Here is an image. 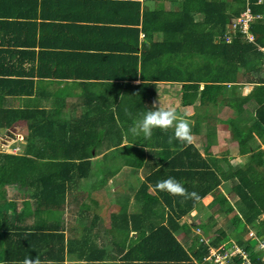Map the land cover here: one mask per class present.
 <instances>
[{"label":"crops","instance_id":"0c3cea01","mask_svg":"<svg viewBox=\"0 0 264 264\" xmlns=\"http://www.w3.org/2000/svg\"><path fill=\"white\" fill-rule=\"evenodd\" d=\"M134 1L141 3L139 24L133 22L135 18L127 8ZM178 5V1L172 0H0V120L5 121L7 117L12 120L11 125L0 127V152L21 154L17 149L23 148L25 141L26 150L30 125L36 121L43 122L49 133H76V138L93 129L91 144L96 142L91 150L95 156L90 173L77 179L72 188V182L69 183L65 202L60 207H49L46 201L44 206H39V198L33 193L31 184L22 189L19 184L8 185L10 181L1 187L5 191L0 194V264H22L26 256L34 260L42 253L45 257L44 260L39 258L40 264H49V246L46 242L45 248L40 246L37 235L48 233L52 222L60 226L59 234H64V240L58 235L49 236V241L53 245L52 240H56V249L64 242L65 264L86 263L77 252L85 235L89 237V244L107 245L108 250L114 248L113 241L124 237V233L114 226L113 216L126 212L132 217L143 210V202L137 195L153 167L147 165L146 160L141 164L133 163L135 160L125 155L123 147L139 146L148 158L153 147L144 145L142 134L132 137L129 129L153 104L158 107L163 103L164 106L160 107L173 108L177 119L187 121L191 139L183 140L186 146H194L204 157L212 155L222 162L223 157L229 156L228 153L220 156L214 151L229 138L226 134L232 133L229 120L238 117L228 98L220 97L217 102H209V113L203 112L198 108L199 102L183 103L182 81L161 82L155 97H138L145 70L142 55L143 41L147 39L143 28L144 11L177 9ZM228 27L230 29V23ZM165 37V32L158 30L153 31L151 39L147 40L150 43L165 40ZM220 38L218 36L216 41ZM136 41L138 49H134ZM174 57L175 66L182 56ZM162 59L161 66L165 67ZM135 71H138L136 77L133 76ZM246 85L251 88L245 92L246 86H240L243 95L254 87V83L246 82ZM204 86L205 82H202L200 87ZM44 108L47 112L39 116L38 109ZM12 110L14 112L10 113ZM101 130L105 134L98 133ZM160 130L152 132L172 133L174 125ZM20 133H27L23 142ZM158 142L157 151H166L169 146L171 150L175 149L173 142L165 144L159 139ZM205 144H210L208 150H204ZM89 146L83 148L79 143L77 149ZM127 151L130 155L131 150ZM236 151L230 154L239 160L238 164L242 160L239 156L246 157L247 161V155L236 154ZM118 154L123 159H119V164L112 163L116 157L120 158ZM4 166L5 163L0 161L3 171ZM1 177L4 173L0 174ZM108 184L116 189L109 201H103V189ZM85 187L89 188L87 192ZM209 196L212 195H207L200 204L208 207L211 199L207 204L204 202ZM117 203L120 204L119 210L116 209ZM103 204H106L105 216L100 213ZM169 211L170 208L163 203L157 212H153L152 218H156L159 212L167 217ZM200 212L195 210L178 218L180 227L175 234L187 247L194 234L199 233L197 224L206 221L204 214L200 220L196 219L195 214ZM104 218L106 222L109 219L108 224L103 223ZM219 219L221 221V217ZM144 221L145 218L140 222L142 227L148 223ZM130 224V227L134 225ZM183 224H193L192 231L183 232ZM42 226H45L44 230H41ZM88 227H92L91 231L87 230ZM113 228L120 233L119 236L111 232ZM135 229L138 228L130 230L129 240L139 234ZM250 232L247 238H250ZM257 244L258 241L254 246ZM107 258L97 263L107 264L104 263L108 262ZM109 259L111 261L112 257Z\"/></svg>","mask_w":264,"mask_h":264},{"label":"trees","instance_id":"16d2710c","mask_svg":"<svg viewBox=\"0 0 264 264\" xmlns=\"http://www.w3.org/2000/svg\"><path fill=\"white\" fill-rule=\"evenodd\" d=\"M172 1L179 2L177 9L144 11L143 28L147 39H151L153 31L158 30L164 31L166 37L162 41H143L145 70L138 97H155L161 82L182 81L183 103L199 102L198 108L203 112L209 113V102H217L222 96L228 98L229 105L238 114L237 118L229 120L231 138L238 143L236 152L247 155L248 159L243 165L233 166L231 155L223 157V162L212 155L204 157L197 148L186 146V142L177 139L172 140L175 149L171 150L169 146L166 151H157L158 139L169 143L172 130V133L152 132L150 138L142 137L144 145L153 147L148 158L139 146L123 147L126 149L125 155L135 160L133 163L141 164L146 160V164L153 167L137 195L143 202V210L132 217L126 212L113 216L114 226L124 233V237H117L111 250H108L107 245L89 244V237L85 235L77 252L85 264H98L105 257H112L111 261L107 258L108 262H104L107 264H218L209 258L212 248H229L232 245L230 239L233 238L250 251L256 264H264L260 258L263 252H255L251 248V238H247L251 230H255L260 237L264 236V149L260 146L264 142V52L259 49V46L264 45V0ZM247 7L251 8L254 15L262 16L255 17L251 22L255 42L245 38L238 30L231 33L228 27ZM127 8L135 18L133 22L139 24L141 3L134 1ZM227 35H233L231 41H226ZM218 36L221 38L216 41ZM133 44L134 49L139 48L138 41ZM179 55L182 56L180 62L174 66V56ZM162 58L165 67L161 66ZM240 68L243 70V81L240 80ZM137 75L138 71H135L133 76ZM202 82H205L203 88L200 87ZM242 82L254 83L250 93H240L243 84L238 83ZM245 104H248L247 108ZM45 112V108L38 109L39 116ZM9 119L0 120V127L11 125L12 120ZM30 128L27 136L29 147L24 153L0 152V161L5 163L4 171L0 167V174L4 173V177L0 178V194L5 191L1 187L7 186L10 181L8 185L19 184L22 189L31 184L33 193L41 201L39 206H44L46 201L49 207L55 209L65 202L69 183L72 182V188L77 179L90 173L95 156L91 150L96 143L91 144L93 129L76 138V133H49L43 122L36 121ZM153 131L161 130L154 128ZM98 133L105 134L103 130ZM251 135H256L258 140L255 141ZM207 141L210 142L209 139ZM79 143L83 144V148L90 146L77 149ZM128 149L131 150L130 155ZM120 155L112 163L119 164ZM169 177L177 180L185 191L173 193L157 186L159 181ZM226 180L232 181L230 191L236 195L235 205L229 202L226 194L219 192V187ZM207 195L217 198L209 206L216 208L215 212H219L221 221L215 220L213 214L205 215L206 221L197 224L199 233L194 234L187 247L175 234L180 227L178 218L194 212ZM163 203L170 208L168 216L159 212L156 218H152L153 212H157ZM143 218L148 222L144 224L143 227L147 225L145 228L140 225ZM130 223L134 225L130 227ZM50 225L48 233L42 231L44 235H37L40 237V246L44 247L45 242L49 246V264H65L64 242L56 249V240H52L53 245L49 241V236L58 235L64 240V234H59L60 226L55 222ZM192 225L183 224L181 229L189 233L193 229ZM134 227L138 228L135 230L139 234L129 240L130 230ZM44 228L42 226L41 230ZM91 229L87 228L89 231ZM43 254L39 256L41 260H44Z\"/></svg>","mask_w":264,"mask_h":264},{"label":"clouds","instance_id":"9594fccd","mask_svg":"<svg viewBox=\"0 0 264 264\" xmlns=\"http://www.w3.org/2000/svg\"><path fill=\"white\" fill-rule=\"evenodd\" d=\"M237 18L231 22L230 30L231 33L238 30V28L234 27L233 24L236 22ZM239 31V30H238ZM233 35H229L226 40L231 39ZM174 125L173 135L169 137V142L171 143L173 139L177 140H190V129L187 121L177 119V113L173 108H163L160 106H156L153 104V107L148 111H145L141 114L140 118L135 120L134 124L130 127L129 131L133 135H143L145 138H150L152 135V131L154 128H159L162 130L168 129L170 126ZM158 187L165 189L169 192L173 193H183L185 190L180 185V183L172 177H169L166 180L159 181ZM191 195H195L192 193ZM257 241L264 240L263 237H259L257 233L254 236ZM253 238V237H252ZM260 247V243H258ZM260 251L263 252L262 257H264V250L260 248ZM255 251V252H260ZM22 264H40L39 256H37L34 260L30 256H26L23 259Z\"/></svg>","mask_w":264,"mask_h":264},{"label":"rangeland","instance_id":"374dc122","mask_svg":"<svg viewBox=\"0 0 264 264\" xmlns=\"http://www.w3.org/2000/svg\"><path fill=\"white\" fill-rule=\"evenodd\" d=\"M242 68H240V80H242V79H244L243 78V74H242ZM243 81V80H242ZM238 84H241V83H238ZM230 85V84H229ZM246 86L245 88H244V91L245 92H249V89L251 88V87H249V85H246V83H243V86ZM221 98H223V96L221 97ZM160 106H164L163 105V103L162 104H160ZM67 108H68V106H67ZM116 122L119 124V125H121V121H120V119H117L116 120ZM240 124H243V123H240ZM20 135H23L21 138H22V140H21V142H23V141H25L26 139H25V137L24 136H26L27 135V133L25 134V133H20ZM130 135L132 136V137H134V136H136V135H133L132 133H130ZM229 138H226V140H225V142H224V146L223 145H219V147H217V149H215L214 151H216V153L218 154V155H220V156H224L226 153H228L229 155H231V157H232V154L233 153H231L230 154V152L231 151H233V150H238V143L236 142V141H234L232 138H231V133H227L226 134ZM252 137H253V139H255V141L256 140H258V138L256 137V135H251ZM24 137V138H23ZM197 141L199 142L200 140L199 139H197ZM26 141H25V143H23L25 146H26ZM36 144H38V143H35L34 145H36ZM25 146H23V148H21V149H17L18 151H20L21 153H22V150L23 151H25ZM209 146H210V144H205V145H203V148H204V150H208L209 149ZM223 146V147H222ZM261 148H263L264 149V142H261ZM222 147V148H221ZM203 150V151H204ZM228 150H229V152H228ZM236 154H237V152H236ZM239 154V153H238ZM241 159V163L242 164H244V162L246 161L245 159H246V157H241V156H239ZM234 158V156L232 157V159H231V164L233 165V166H235V165H242L241 163L240 164H238V161L239 160H237V159H233ZM221 165H223V163H221ZM227 167H228V165H226ZM224 167V166H223ZM231 186H232V181H230V180H226V181H223V183L221 184V186L219 187V192H222V193H224V194H226V196H228V198L230 199L229 200V202H231L232 204H234L235 205V200H236V195L233 193V192H231L230 190H231ZM115 189H116V186H113L112 184H108L107 186H105L104 187V189H103V193H102V195H103V201H104V199L106 200H108L111 196H112V194L115 192ZM89 190V188L88 187H85L84 188V191H88ZM26 192V194L27 193H29V191H25ZM219 192H217V194L219 195V194H221V193H219ZM84 194H85V192H84ZM97 195H98V197H100L101 198V196L97 193ZM23 197H24V195H23ZM26 197V196H25ZM24 197V198H25ZM211 199V201L210 202H216L217 201V198H214V196L212 195L211 197L209 196V197H207L206 199H205V202H204V204L206 203H208L209 202V200ZM113 200V199H112ZM111 200V201H112ZM109 201V200H108ZM38 203H41V201H38ZM117 210H119L120 209V204L119 203H117ZM105 210H106V204H103L101 207H100V213L103 215V216H105L106 215V212H105ZM215 210H216V208L214 207H210V206H208V207H206V206H203L202 204H200L197 208H196V211L198 212H200V214L198 213V214H195V216H196V219L198 218V220H200V218H201V215L202 214H204V215H207V214H213L214 215V217H215V220H219V212H215ZM234 213H236V210L234 211ZM234 213H232V214H234ZM231 214V215H232ZM263 216H264V214H263ZM215 220H213V223H216L215 222ZM102 221H103V223L104 224H108V222H109V219L107 220V222L105 221V218L104 219H102ZM205 221V220H204ZM219 222H220V220H219ZM221 226H222V224H220ZM109 227V226H108ZM112 233H116L115 235L116 236H119V232L118 231H116L114 228H113V230L111 231ZM251 248L252 249H254V250H256V251H260V247H259V245L257 244L256 246H251ZM261 252V251H260ZM71 264H73V263H71Z\"/></svg>","mask_w":264,"mask_h":264},{"label":"built area","instance_id":"2783aa9c","mask_svg":"<svg viewBox=\"0 0 264 264\" xmlns=\"http://www.w3.org/2000/svg\"><path fill=\"white\" fill-rule=\"evenodd\" d=\"M255 17L261 18L262 16L260 14L254 15L251 8L247 7L233 24V26L238 28L245 38L254 42L256 41V37L253 32H251V22ZM259 49L264 52V45L259 46ZM254 236L255 232L251 231L250 238ZM258 243H260V248L264 250V240L262 239ZM209 258H213L214 262L218 264H256L251 257L250 251L246 250L233 240L232 245L229 248L224 246L221 248H212ZM261 260L264 262V257H262Z\"/></svg>","mask_w":264,"mask_h":264},{"label":"water","instance_id":"95a60500","mask_svg":"<svg viewBox=\"0 0 264 264\" xmlns=\"http://www.w3.org/2000/svg\"><path fill=\"white\" fill-rule=\"evenodd\" d=\"M256 242H257V239L256 238H253L250 241V243H251L252 246H254Z\"/></svg>","mask_w":264,"mask_h":264}]
</instances>
